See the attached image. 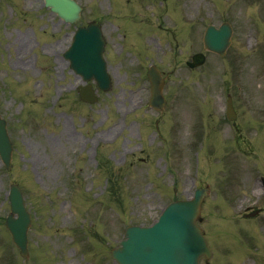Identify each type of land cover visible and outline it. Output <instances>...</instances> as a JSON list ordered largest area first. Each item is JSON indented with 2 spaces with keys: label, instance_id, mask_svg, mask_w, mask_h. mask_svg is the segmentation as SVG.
Listing matches in <instances>:
<instances>
[{
  "label": "rangeland",
  "instance_id": "1",
  "mask_svg": "<svg viewBox=\"0 0 264 264\" xmlns=\"http://www.w3.org/2000/svg\"><path fill=\"white\" fill-rule=\"evenodd\" d=\"M6 1L9 2L0 0V108L13 128L11 136L18 149V165L8 173L0 163V264H22L3 227L8 212L7 190L12 181L23 186L27 206L35 212L34 226L29 232V261L85 264L80 256L82 252L96 262L104 255L109 257L110 246L122 238L127 225L151 224L169 201L188 198L195 186L207 182V178L203 182L205 173L199 171L194 175L198 169V150L203 143H199L193 157V150H188L193 139L190 137L201 127L199 114L204 117L203 125L213 120L207 116L210 110L215 115L213 128L217 126L226 138L228 125L216 109V66L210 62L191 72L185 62L201 50L205 26L219 24L223 19L231 24L235 35L230 56L242 57L241 65L252 59L248 56L251 50L264 52V29L261 34L257 32L260 21H264V0H166V3L113 0L114 12L106 21L110 26L102 18L108 12L109 0H76L83 8L81 25L97 20L102 23L105 36H112L114 28H121L124 31L117 32L118 40L114 44L126 49L128 54L131 48L137 50L141 57V33L152 38L149 35L152 29L142 24L144 19L136 17V13L144 11L148 16L154 13L149 24L162 44L154 40L147 42L150 47L145 46L144 52L160 62L164 73L172 72L164 87L168 105L160 117L145 105L148 85L136 73L143 72L150 56L132 71L129 66L134 63L121 53V65L117 66L111 56V42L107 40L112 89L100 93L98 103L91 107L81 104L74 91L81 82L60 57L74 28L44 9L42 0ZM161 2L167 6L168 9L164 7L167 12L161 10ZM134 18L141 23H127L135 21ZM14 23L20 32L13 29ZM174 23L180 25L175 26L176 42L171 40L169 32ZM158 26L169 30L166 36L156 31ZM255 39L257 46L250 48L255 45ZM209 101L212 106L208 105ZM240 114L244 121L248 120V108L241 107ZM157 117L165 133L160 131L161 138L152 143L156 131L149 127ZM248 130L246 127V133ZM167 139L166 148L162 143ZM230 149L229 146L224 149L227 156ZM230 156L233 157L231 152ZM212 158L211 153L202 156L201 165L206 167ZM191 159L195 161L194 167ZM260 166L264 168V161ZM239 167L245 173L250 172L243 165ZM214 169L220 171L219 166ZM252 171H258L256 165ZM209 172V180L214 184L216 179ZM255 179L256 176L247 179L246 191L229 208L223 202H215L226 198L220 196L223 189L218 182L204 201L200 226L214 249L209 264H264V198L257 211L242 215L235 212L238 205L254 200ZM175 182L177 195L172 192ZM233 198L228 191L227 201ZM84 218L88 219L90 229L85 226L82 234L78 224Z\"/></svg>",
  "mask_w": 264,
  "mask_h": 264
},
{
  "label": "water",
  "instance_id": "2",
  "mask_svg": "<svg viewBox=\"0 0 264 264\" xmlns=\"http://www.w3.org/2000/svg\"><path fill=\"white\" fill-rule=\"evenodd\" d=\"M45 6L50 7V9L53 12H56L59 14L65 21L67 22H74L79 17V7L75 2L72 0H44ZM92 29H95L94 27H88L85 29L86 32H90ZM96 30V29H95ZM97 34L98 31L96 30ZM151 81L153 85H157L158 83V75L154 72L150 74ZM156 94L159 92V88H155ZM200 201V196L197 195L196 199L191 203H177L172 206L168 207V212L171 215H174L184 226L185 232L188 234V238L185 240L184 244L192 245L194 248L196 247L198 249V255L202 252H205V246L203 243L202 238L199 235L198 230L194 227V219L198 214V205ZM137 239L142 240L143 237L137 234L135 235ZM135 239H132L130 243H134ZM18 245L22 247L25 243V239L17 241ZM123 250V249H122ZM125 251V250H124ZM126 259H129L128 262H124V264H143L141 262H135L129 257Z\"/></svg>",
  "mask_w": 264,
  "mask_h": 264
}]
</instances>
